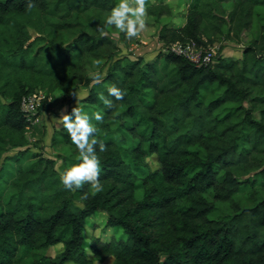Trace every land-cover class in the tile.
<instances>
[{"label": "trees", "instance_id": "obj_1", "mask_svg": "<svg viewBox=\"0 0 264 264\" xmlns=\"http://www.w3.org/2000/svg\"><path fill=\"white\" fill-rule=\"evenodd\" d=\"M27 2L0 0V264H264V32L240 57L220 53L224 39L241 42L252 31L264 0H191L179 27L161 22L172 15L170 3L147 7L163 48L221 44L214 62L200 66L166 51L151 61L119 56L118 41L97 30L118 0H32L30 11ZM97 61L105 71L93 87ZM111 85L125 91L123 100L108 96ZM73 86L88 91L83 113L104 116L91 121L107 146L97 147L104 190L86 200L88 185L65 190L56 159L30 153L26 132L35 126L21 110L25 95L43 91L39 111H51L48 98ZM114 124L136 140L126 149L130 161L106 138ZM51 144L61 170L79 162L62 124ZM8 147L17 153L4 158ZM151 157L156 168L140 178L133 166ZM245 192L249 202L237 201ZM219 203L232 208L216 215ZM98 212L123 237L87 236Z\"/></svg>", "mask_w": 264, "mask_h": 264}, {"label": "rangeland", "instance_id": "obj_2", "mask_svg": "<svg viewBox=\"0 0 264 264\" xmlns=\"http://www.w3.org/2000/svg\"><path fill=\"white\" fill-rule=\"evenodd\" d=\"M164 1L166 3H170L172 7V15L171 16H165L162 18V23H168L172 26L179 27L183 25L186 21V12L188 5L191 0H147V7ZM158 24L157 21L154 20L153 17L149 16L147 17V27L146 29L140 34L139 38L129 40V45L125 46L123 43L119 40V34L118 31L114 28H111V31L109 32L110 36H112L114 39H116L119 43V56L126 57L131 60H135L138 57H143L146 60V57L149 55H154V57L159 53L163 52L162 43L158 40ZM264 32V7L259 6L255 10V18H254V24L251 32H248L244 35L243 40L241 42H236L229 39H224L223 49L220 50L221 55L225 57H240L242 49L245 45H247L248 40L252 37H259ZM220 43H218L216 46H214V50L217 53L220 48ZM121 46L127 50V55H124L121 51ZM147 61V60H146ZM91 75L96 74H104L105 66L103 62L100 63H93V66L91 69H89ZM77 92L80 94V96L83 98L88 94V91L86 89L77 88L73 86L72 92ZM66 93L62 90H57L53 94L52 98V107L51 111L42 109L39 111V121L35 125V127L26 132V136L31 139L30 140V153H37V154H43L45 157L54 158L57 161V165L61 164V158L59 154V150L52 146V136L54 133V128L58 127L60 123L53 120V117H56L59 119L61 110L66 109L68 111L69 108H72L76 106V102L69 103L66 99L71 97V93ZM4 99L2 98V101ZM66 111V113H67ZM65 113V114H66ZM114 132L109 133L106 138L114 140L118 146L122 149L124 156L127 161H130V158L127 156L126 149L133 146L136 143V140L133 139L126 131L124 130H116L117 125H113ZM37 143V144H35ZM17 153L16 148L8 147L6 152L4 153L5 157H11ZM34 161V159L26 160V164ZM18 165V164H15ZM56 165V168H57ZM157 161L155 157L148 158V166L146 167H134V170L136 173L142 178L145 176L149 170L156 168ZM19 167V166H18ZM21 167V166H20ZM18 171H16V174ZM142 184L139 182V186L137 189V197H142ZM247 192L239 194L236 196L237 201H241L244 203L249 202L247 200L248 197ZM231 203H219L218 204V212H216V215L228 213L231 209ZM87 236L89 235H96L100 236L101 239L104 241H109L112 238H121L123 237L122 233L118 229H109L105 227V215L100 214L98 212L96 215H94L89 222V225L86 230ZM89 242V239L87 240ZM60 247H56L50 251V253L54 254L56 253L57 249ZM111 260L107 259L105 261H99L94 260L92 264H110Z\"/></svg>", "mask_w": 264, "mask_h": 264}, {"label": "clouds", "instance_id": "obj_3", "mask_svg": "<svg viewBox=\"0 0 264 264\" xmlns=\"http://www.w3.org/2000/svg\"><path fill=\"white\" fill-rule=\"evenodd\" d=\"M26 10H31L35 7L32 0H28L25 5ZM147 0H118V3L110 10L103 25H98L97 30L102 37H107L109 33L106 28H114L122 33L126 40L139 38L140 34L147 27ZM121 51L127 55V50L121 46ZM154 55L146 57L147 61L154 59ZM99 61H97V64ZM103 77L100 74L93 76L91 86H96L102 83ZM109 97H114L115 101L124 99L125 91H122L116 85H111L107 88ZM71 95L76 99V106L72 108L70 114H65L66 109L61 110L60 117L53 120L62 124L66 130L71 142L75 145L78 151V163L73 164L61 170L60 165H57V172L60 183L65 190L75 193L83 189L85 185L89 186L88 193H85L83 199H87L89 195L95 197L104 190V186L100 180L101 161L97 155V147L100 152L107 150L106 144L96 138L98 128L91 122L94 119L102 123L104 116L100 112L94 113L91 117L83 113L78 106L82 97L77 92H72ZM98 99L102 101L106 108L114 107L113 100L108 99L105 95L100 94ZM74 117V119H73ZM83 206V205H79Z\"/></svg>", "mask_w": 264, "mask_h": 264}, {"label": "built area", "instance_id": "obj_4", "mask_svg": "<svg viewBox=\"0 0 264 264\" xmlns=\"http://www.w3.org/2000/svg\"><path fill=\"white\" fill-rule=\"evenodd\" d=\"M166 52H172L180 55L196 65H206L214 62L216 52L214 48L206 49L199 45L196 41L175 42L163 48ZM46 95L43 91L37 93H30L25 95L21 100V110L24 113L28 123L29 129L35 126L39 121V108L41 107ZM49 101L52 100L50 96Z\"/></svg>", "mask_w": 264, "mask_h": 264}]
</instances>
